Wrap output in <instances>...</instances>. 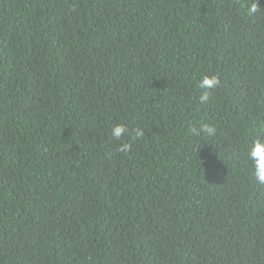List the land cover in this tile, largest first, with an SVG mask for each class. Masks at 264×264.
Wrapping results in <instances>:
<instances>
[{
  "label": "trees",
  "instance_id": "16d2710c",
  "mask_svg": "<svg viewBox=\"0 0 264 264\" xmlns=\"http://www.w3.org/2000/svg\"><path fill=\"white\" fill-rule=\"evenodd\" d=\"M262 130L264 0H0V264H264Z\"/></svg>",
  "mask_w": 264,
  "mask_h": 264
},
{
  "label": "clouds",
  "instance_id": "9594fccd",
  "mask_svg": "<svg viewBox=\"0 0 264 264\" xmlns=\"http://www.w3.org/2000/svg\"><path fill=\"white\" fill-rule=\"evenodd\" d=\"M257 2H253L247 8L248 15H254L258 11ZM220 80L219 76H204L200 79L197 84V87L201 90L199 96L200 103H207L210 98V90H215L219 86ZM215 128L209 124H203L199 127L193 126L190 128V133L193 136H199L201 133L211 137L215 135ZM132 135L129 131V128L124 124H116L112 127L111 136L115 140H122L125 135ZM143 135L142 130L137 128L134 132V137L139 138ZM131 143H122L121 146L117 149L120 152H128L131 150ZM247 161L250 165L252 176L255 182L264 187V130L260 135H257L251 143L249 144L247 153Z\"/></svg>",
  "mask_w": 264,
  "mask_h": 264
}]
</instances>
